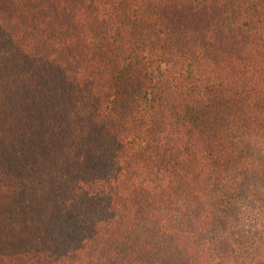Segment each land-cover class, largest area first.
Instances as JSON below:
<instances>
[{
	"label": "trees",
	"instance_id": "1",
	"mask_svg": "<svg viewBox=\"0 0 264 264\" xmlns=\"http://www.w3.org/2000/svg\"><path fill=\"white\" fill-rule=\"evenodd\" d=\"M0 264H264V0H0Z\"/></svg>",
	"mask_w": 264,
	"mask_h": 264
}]
</instances>
